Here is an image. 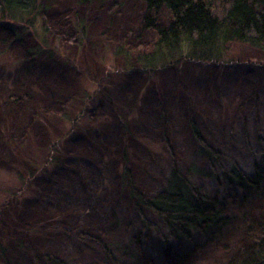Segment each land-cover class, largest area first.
Masks as SVG:
<instances>
[{"label":"rangeland","instance_id":"1","mask_svg":"<svg viewBox=\"0 0 264 264\" xmlns=\"http://www.w3.org/2000/svg\"><path fill=\"white\" fill-rule=\"evenodd\" d=\"M145 14L140 0H44L31 28H0V264H166L168 233L138 199L173 170L228 206L185 264H228L263 234L264 189L241 199L215 178L252 175L264 154V51L234 42L219 62L142 66L128 55L153 51Z\"/></svg>","mask_w":264,"mask_h":264},{"label":"trees","instance_id":"2","mask_svg":"<svg viewBox=\"0 0 264 264\" xmlns=\"http://www.w3.org/2000/svg\"><path fill=\"white\" fill-rule=\"evenodd\" d=\"M43 1L0 0L2 31L19 29L23 32L31 28L33 22L30 16L35 12L38 15L41 13ZM82 1L92 3L99 0ZM140 1L146 9L143 30L152 31L156 36L151 54L139 58L128 55L129 60L142 66L173 57L171 61L174 62H219L227 52L226 47L234 42L245 43L264 51V0ZM163 9H167L172 18L166 26L158 23ZM7 24L12 27L5 26ZM77 27L81 36H86L85 24L78 23ZM17 33L16 31L14 35ZM121 52L117 50L118 54ZM193 133L200 146L199 154L213 167L220 160V155L204 145L197 129H193ZM25 164L32 167L34 160L31 162L29 159ZM215 179L241 190V199L262 192L264 154L260 163L255 165L252 175L248 176L238 168L230 171L221 168V175L218 174ZM225 203L221 198L202 193L178 170L170 172L166 186L155 197L138 199L140 207L156 215L168 233V238L162 242L166 264H185L191 261L195 258V251L192 249L195 242L212 240L227 227L229 217ZM256 227L260 228L261 225ZM228 264H264V229L263 234L255 236L254 241L245 246Z\"/></svg>","mask_w":264,"mask_h":264}]
</instances>
